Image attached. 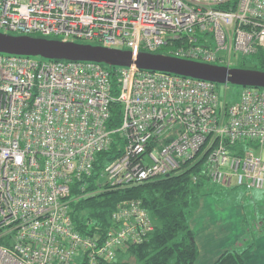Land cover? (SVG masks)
Segmentation results:
<instances>
[{
	"label": "built area",
	"instance_id": "built-area-1",
	"mask_svg": "<svg viewBox=\"0 0 264 264\" xmlns=\"http://www.w3.org/2000/svg\"><path fill=\"white\" fill-rule=\"evenodd\" d=\"M0 32L233 68L264 53V0H0ZM106 67L0 54V264L114 262L154 233L149 214L125 200L105 233L83 236L72 206L168 177L209 138L212 184L264 189V89L228 103L214 83L130 67L117 68L113 96ZM112 104L122 122L109 130ZM115 135L123 151L88 192ZM247 142L260 153L229 151Z\"/></svg>",
	"mask_w": 264,
	"mask_h": 264
},
{
	"label": "trees",
	"instance_id": "trees-1",
	"mask_svg": "<svg viewBox=\"0 0 264 264\" xmlns=\"http://www.w3.org/2000/svg\"><path fill=\"white\" fill-rule=\"evenodd\" d=\"M168 48L162 51L170 50ZM254 57L255 67H246L243 64L241 68L264 72V53L260 51ZM106 68L111 75L112 94L116 96L119 92L117 68ZM241 88L244 89V87ZM121 122V106L112 104L108 129L118 128ZM217 145L216 139L209 138L206 145L192 160L188 161L180 171L168 177L124 189H107L96 196L84 198L72 206L75 229L83 236L103 234L111 226V214L118 203L125 200L139 201L154 221L155 231L146 242L131 246L125 255L118 256L110 264H126L123 259L130 257H134L137 264H195L199 250L191 229V221L200 208L202 200L218 194V186L212 184L207 176L206 165L209 155ZM247 150L257 153L260 148L249 142L229 148L231 153L237 152V155ZM122 151L123 143L117 135L113 136V143L109 150L96 156L92 175L87 179V183L90 184L88 192L96 189L97 180L103 170L120 157ZM78 186L77 184L73 186L74 196L77 194ZM245 255L246 251L227 250L214 264H244Z\"/></svg>",
	"mask_w": 264,
	"mask_h": 264
},
{
	"label": "water",
	"instance_id": "water-1",
	"mask_svg": "<svg viewBox=\"0 0 264 264\" xmlns=\"http://www.w3.org/2000/svg\"><path fill=\"white\" fill-rule=\"evenodd\" d=\"M0 54L54 61L91 62L112 68L136 67L142 71L166 73L216 85L230 84L244 88L264 89V72L261 71L214 66L163 54L140 53L134 57L128 50L93 44L0 33Z\"/></svg>",
	"mask_w": 264,
	"mask_h": 264
},
{
	"label": "crops",
	"instance_id": "crops-1",
	"mask_svg": "<svg viewBox=\"0 0 264 264\" xmlns=\"http://www.w3.org/2000/svg\"><path fill=\"white\" fill-rule=\"evenodd\" d=\"M191 229L199 250L195 264H214L232 249L246 251L244 264H264V190L234 188L227 193L218 187V194L202 200Z\"/></svg>",
	"mask_w": 264,
	"mask_h": 264
},
{
	"label": "rangeland",
	"instance_id": "rangeland-1",
	"mask_svg": "<svg viewBox=\"0 0 264 264\" xmlns=\"http://www.w3.org/2000/svg\"><path fill=\"white\" fill-rule=\"evenodd\" d=\"M0 33H3L4 32H0ZM255 57H250V58H247V59H244V58H238V59H235L234 60V63H233V68L232 69H242L241 68V65L245 64L246 67H255ZM245 69V68H243ZM219 89H220V93L222 95V98H225V100L228 102V103H234L238 100V98L240 97V94H241V90L242 88L241 87H238V86H234V85H227V89L225 87V85H220L219 86ZM227 93L226 94V97H224V93ZM260 151H257V153L255 152V154H259ZM262 153V156H263V159H264V151L261 152ZM220 187V186H218ZM221 188L225 189V191H227V193H229V191H231L232 189L236 188V187H225V186H222ZM217 202H218V199L216 198ZM221 200L225 201L226 198H222ZM220 200V201H221ZM215 208L218 209V204H215ZM193 228L194 229H197L196 228V225H193ZM123 262H125L126 264H137V261L134 257H130V258H124L123 259Z\"/></svg>",
	"mask_w": 264,
	"mask_h": 264
}]
</instances>
